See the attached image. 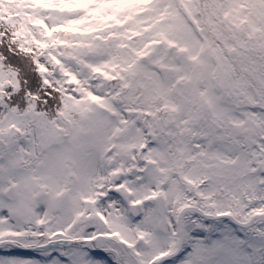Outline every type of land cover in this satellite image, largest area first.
I'll return each instance as SVG.
<instances>
[{
    "label": "snow or ice",
    "instance_id": "obj_1",
    "mask_svg": "<svg viewBox=\"0 0 264 264\" xmlns=\"http://www.w3.org/2000/svg\"><path fill=\"white\" fill-rule=\"evenodd\" d=\"M0 264H264V0H0Z\"/></svg>",
    "mask_w": 264,
    "mask_h": 264
}]
</instances>
